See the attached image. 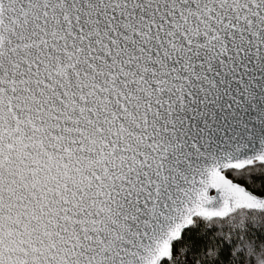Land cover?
Masks as SVG:
<instances>
[{"label": "snow or ice", "instance_id": "6c2138e0", "mask_svg": "<svg viewBox=\"0 0 264 264\" xmlns=\"http://www.w3.org/2000/svg\"><path fill=\"white\" fill-rule=\"evenodd\" d=\"M0 264H264V0H0Z\"/></svg>", "mask_w": 264, "mask_h": 264}]
</instances>
